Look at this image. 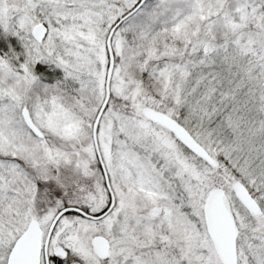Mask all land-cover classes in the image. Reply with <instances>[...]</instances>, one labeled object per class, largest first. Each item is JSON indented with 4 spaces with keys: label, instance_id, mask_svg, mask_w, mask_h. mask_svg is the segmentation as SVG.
<instances>
[{
    "label": "snow or ice",
    "instance_id": "obj_1",
    "mask_svg": "<svg viewBox=\"0 0 264 264\" xmlns=\"http://www.w3.org/2000/svg\"><path fill=\"white\" fill-rule=\"evenodd\" d=\"M0 264H264V0H0Z\"/></svg>",
    "mask_w": 264,
    "mask_h": 264
}]
</instances>
